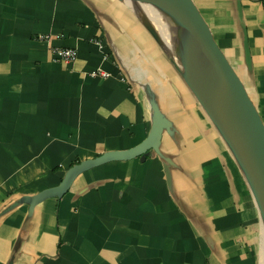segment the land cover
Instances as JSON below:
<instances>
[{"label":"crops","instance_id":"obj_1","mask_svg":"<svg viewBox=\"0 0 264 264\" xmlns=\"http://www.w3.org/2000/svg\"><path fill=\"white\" fill-rule=\"evenodd\" d=\"M194 2L264 123L261 0ZM125 7L0 0V264H251L241 226L246 199L257 235L262 228L245 180L164 53L155 51L156 61L145 55L149 42L140 37V57L150 65L135 70L144 60L134 43L125 45L135 21ZM52 46L75 47L76 57L55 61ZM149 66L155 76L168 69L169 91L158 89ZM97 68L106 76L90 74ZM144 84L171 121L160 154L93 166L28 213L20 195L57 183L80 159L145 136Z\"/></svg>","mask_w":264,"mask_h":264},{"label":"water","instance_id":"obj_2","mask_svg":"<svg viewBox=\"0 0 264 264\" xmlns=\"http://www.w3.org/2000/svg\"><path fill=\"white\" fill-rule=\"evenodd\" d=\"M128 1L148 3L162 8L185 27L190 40L185 43L178 58L179 63L170 56L168 59L227 146L250 190L257 211L264 219V123L194 0ZM136 17L162 51L168 54L152 23L140 19L137 15ZM192 40L215 73L219 87L206 85L207 79L202 73L201 65L196 64V59L190 52ZM148 106L150 125L141 140L127 148L104 150L95 156L80 159L64 170L57 183L31 194H22L18 201L26 203L27 212L30 213L33 206L41 200L62 196L79 173L93 166L136 156L142 161L150 151L160 154L161 134L162 131L172 132L171 121L160 110L153 94Z\"/></svg>","mask_w":264,"mask_h":264},{"label":"rangeland","instance_id":"obj_3","mask_svg":"<svg viewBox=\"0 0 264 264\" xmlns=\"http://www.w3.org/2000/svg\"><path fill=\"white\" fill-rule=\"evenodd\" d=\"M119 3H121L120 1H119ZM122 4V3H121ZM199 6L201 7V4L199 3ZM125 9L129 12L130 10L127 8V7H125ZM203 11V13H204V15L206 16V18L208 19V22L212 25V22H211V20H210V17L207 15V13H206V11L205 10H202ZM131 12V11H130ZM129 12V13H130ZM134 12V11H133ZM131 15H132V17H134V22H132V23H130V24H128V27L130 28V30H128L126 33L127 34H125L124 35V38H125V40H126V42H125V45L127 46L128 44H133V48H132V50L133 51H135V52H137V54H138V58H139V60H141L140 58H142V61L144 60V64L143 65H141L139 68L137 67L135 70H139V69H143L144 68V66L146 65V64H149L150 65V63L148 62L147 63V61L144 59V57L142 56V57H140V50H142V48H141V46H143V45H141L140 44V38H142L143 40H148V42H149V48H150V50H148V49H144V46H143V53L146 55V54H149V56H152V58L154 59V57L153 56H155V54H153L155 51H157L158 50V52H162V53H164L161 49H160V46L153 40V38L148 34L147 35V33L142 29V25L140 24V22L138 21V18L136 17V15L140 18V19H142V20H145L146 21V19H143V18H141V16H139L138 15V13H130ZM148 22H150V23H152V25L154 26V28H155V30H156V32L158 33V37L161 39V41L164 43V44H166L167 45V47L170 49L169 50V52H170V54L173 56V58L175 59V61L177 62V63H179V61L177 60V58L174 56V54H173V49H171V47H170V42L167 40V36H169L166 32H165V30L161 27V26H159L158 24H156L155 22H153V21H148ZM139 28V30H138V33H136V29H138ZM165 36V37H164ZM140 37V38H139ZM147 37V38H146ZM120 45H122V43L121 42H118V46H120ZM136 49H138V51H136ZM154 50V51H151V50ZM164 56H165V59H166V61L168 62V63H170V61L168 60V58H169V55L168 54H163ZM155 61L157 60V59H154ZM139 62V61H138ZM168 63H165L166 65H169ZM134 65H136L135 63H134ZM140 65V64H139ZM145 68H146V66H145ZM144 68V70L146 71V69ZM149 73L151 72V67L149 66ZM165 70V71H164ZM164 70H162L161 72H162V74H159V75H157V76H155L152 72H151V74L153 75V78H154V80H160V81H162V82H160L159 84H157V87H158V89H160L163 93H166L167 91H169V89H168V86L165 84V81L167 80L166 79V76L169 74L167 71H168V69L166 68V67H164ZM177 73H178V71H177ZM179 74V73H178ZM180 75V74H179ZM155 76V77H154ZM148 80H150L149 79V75L147 74V72H146V75H143L142 76V82L143 83H147V81ZM146 84H144V86H145ZM149 85V84H148ZM150 87V86H149ZM151 89V88H150ZM159 96H162V94L160 95L159 94ZM155 97V96H154ZM155 99V98H154ZM156 100V99H155ZM161 101V100H160ZM198 113L200 114V108L198 107ZM196 118L198 117V115L196 114V116H195ZM215 128V127H214ZM215 130H216V128H215ZM219 135V134H218ZM220 136V135H219ZM221 138V137H220ZM147 156H149V155H147ZM230 170V169H229ZM231 171V170H230ZM232 172V171H231ZM230 172V173H231ZM246 183V182H245ZM246 186H247V184H246ZM248 190H249V188H248V186L246 187ZM249 193H250V190H249ZM249 200L248 199H246L245 200V207H244V211H246V212H244V218H245V222H243V224L241 223V226H244L245 227V230H246V236H247V239H246V241H245V243H244V245H245V248H246V252H247V255H249V257L251 258V264H264V235H263V233L261 234V232L260 233H258V235H257V232H258V227H257V217H254L253 218V220H251V218L252 217H250V212H249V208H248V205H249V202H248ZM243 221V220H242ZM259 234L261 235V240H259L258 241V238H257V236H259ZM259 242H261V246L259 247ZM247 243V244H246Z\"/></svg>","mask_w":264,"mask_h":264},{"label":"bare ground","instance_id":"obj_4","mask_svg":"<svg viewBox=\"0 0 264 264\" xmlns=\"http://www.w3.org/2000/svg\"><path fill=\"white\" fill-rule=\"evenodd\" d=\"M119 1L123 5L127 6L132 12L134 11L135 13H138V15L141 16V18L146 19L147 21H153L159 26H161L165 30V32L169 35L167 36V40L170 42V47L171 49H173L172 50L173 54L178 60L185 46V43L188 42V40H190V36L187 33L183 24L172 14L157 6L148 3L132 2L128 0H119ZM161 43L163 46H165L164 48L167 51L168 55L173 58V56L169 52L170 49L167 47V45L164 44L162 41ZM190 52L191 54H193L194 58L196 59V64L201 65L202 73L204 77L207 79V81L205 82L206 85L208 87H219L215 73L213 72L212 68L210 67V65L208 64V62L206 61V59L204 58V56L202 55V53L200 52L199 48L197 47V45L193 40L190 45ZM144 89L147 92L146 96H147V101L149 102L151 98L149 96V91L147 89V86H144ZM48 198L49 197L45 199ZM260 219H261L260 223H261L262 233L264 235V219L262 215H260Z\"/></svg>","mask_w":264,"mask_h":264},{"label":"built area","instance_id":"obj_5","mask_svg":"<svg viewBox=\"0 0 264 264\" xmlns=\"http://www.w3.org/2000/svg\"><path fill=\"white\" fill-rule=\"evenodd\" d=\"M261 5L264 10V0H261ZM47 35H39L38 38H43L46 37ZM95 41V40H94ZM50 52L52 54V59L55 61H71L76 57L77 51L75 47H70V46H52L50 48ZM100 74V75H105V72L102 71L101 69L97 68V70L90 72V74Z\"/></svg>","mask_w":264,"mask_h":264},{"label":"trees","instance_id":"obj_6","mask_svg":"<svg viewBox=\"0 0 264 264\" xmlns=\"http://www.w3.org/2000/svg\"><path fill=\"white\" fill-rule=\"evenodd\" d=\"M198 104V103H197ZM199 105V104H198Z\"/></svg>","mask_w":264,"mask_h":264}]
</instances>
